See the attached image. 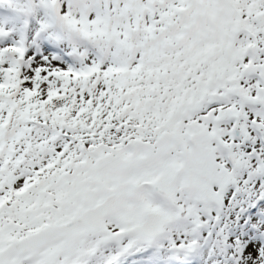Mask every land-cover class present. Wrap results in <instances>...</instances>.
I'll use <instances>...</instances> for the list:
<instances>
[{
  "label": "snow or ice",
  "instance_id": "6c2138e0",
  "mask_svg": "<svg viewBox=\"0 0 264 264\" xmlns=\"http://www.w3.org/2000/svg\"><path fill=\"white\" fill-rule=\"evenodd\" d=\"M0 264H264V0H0Z\"/></svg>",
  "mask_w": 264,
  "mask_h": 264
}]
</instances>
